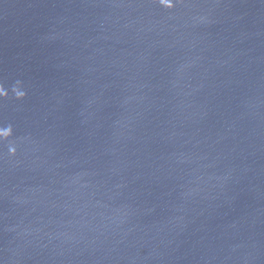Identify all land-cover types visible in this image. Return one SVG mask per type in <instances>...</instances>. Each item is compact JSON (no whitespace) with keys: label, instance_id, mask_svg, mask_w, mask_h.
Returning <instances> with one entry per match:
<instances>
[{"label":"water","instance_id":"1","mask_svg":"<svg viewBox=\"0 0 264 264\" xmlns=\"http://www.w3.org/2000/svg\"><path fill=\"white\" fill-rule=\"evenodd\" d=\"M0 264H264V0H0Z\"/></svg>","mask_w":264,"mask_h":264}]
</instances>
